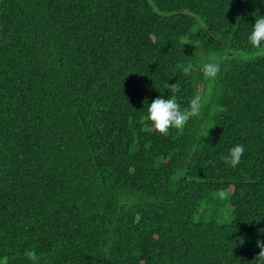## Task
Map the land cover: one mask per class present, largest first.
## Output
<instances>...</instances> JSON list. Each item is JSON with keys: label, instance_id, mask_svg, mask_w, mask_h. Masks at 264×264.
I'll use <instances>...</instances> for the list:
<instances>
[{"label": "trees", "instance_id": "trees-1", "mask_svg": "<svg viewBox=\"0 0 264 264\" xmlns=\"http://www.w3.org/2000/svg\"><path fill=\"white\" fill-rule=\"evenodd\" d=\"M256 9L260 0H0V264H256ZM213 60L215 79L180 72ZM167 81L182 106L196 91L207 103L161 134L147 106L170 95ZM237 143L233 168L221 155Z\"/></svg>", "mask_w": 264, "mask_h": 264}, {"label": "clouds", "instance_id": "clouds-1", "mask_svg": "<svg viewBox=\"0 0 264 264\" xmlns=\"http://www.w3.org/2000/svg\"><path fill=\"white\" fill-rule=\"evenodd\" d=\"M260 4L264 5V0H260ZM254 23L250 24V31L247 34L248 42L254 47H264V14L256 9ZM185 77H192L194 74H201L209 79H215L221 72V64L218 61H209L204 63H196L193 61H185L180 69ZM167 89L170 95L167 97L158 96L148 103L147 117L150 121V127L161 134H167L170 129H183L189 119L198 117L203 106L207 103L198 91L190 97L186 106L174 97L180 92V86L176 83L169 84L167 81ZM245 152V146L237 143L228 149L226 155H221V160L230 167H237ZM226 193L220 191L219 196L224 197ZM260 247V259L256 264H264V240H258Z\"/></svg>", "mask_w": 264, "mask_h": 264}, {"label": "rangeland", "instance_id": "rangeland-1", "mask_svg": "<svg viewBox=\"0 0 264 264\" xmlns=\"http://www.w3.org/2000/svg\"><path fill=\"white\" fill-rule=\"evenodd\" d=\"M228 218H226L225 216H220L218 217V221L220 222H227Z\"/></svg>", "mask_w": 264, "mask_h": 264}]
</instances>
